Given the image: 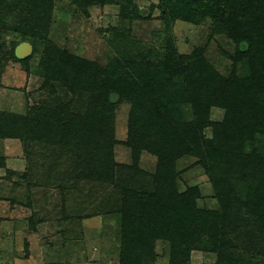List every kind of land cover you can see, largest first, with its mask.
<instances>
[{
	"label": "rangeland",
	"instance_id": "obj_1",
	"mask_svg": "<svg viewBox=\"0 0 264 264\" xmlns=\"http://www.w3.org/2000/svg\"><path fill=\"white\" fill-rule=\"evenodd\" d=\"M51 1L52 9L39 12L32 0H8L6 23L15 31L0 23V114L37 112L21 136L0 130V264H221L236 256L264 264V202L247 197L258 186L264 191L256 159L264 138L249 133L238 146L211 125L196 143L191 136L198 109L212 124L227 114L201 96L199 66L208 63L225 79L248 78L261 41L239 58L238 39L215 19L219 0H133L139 20L123 17L118 4ZM21 31L39 33L32 59L22 63L11 55L25 40ZM48 41L95 63L102 76L87 81L58 71V80L48 68ZM170 52L186 65L166 80ZM128 77L129 88L120 81ZM147 82L173 94L169 155L142 122L153 107L136 92ZM110 85L128 93L113 106L99 95ZM97 121L109 139L87 141ZM104 154L112 158L110 177L96 166Z\"/></svg>",
	"mask_w": 264,
	"mask_h": 264
},
{
	"label": "trees",
	"instance_id": "obj_2",
	"mask_svg": "<svg viewBox=\"0 0 264 264\" xmlns=\"http://www.w3.org/2000/svg\"><path fill=\"white\" fill-rule=\"evenodd\" d=\"M34 5L38 6L39 12H45L46 6L49 5V9H52V1L51 0H32ZM93 2L92 0H87V2ZM101 3V5H112L118 4L122 7V16L130 19H141L142 12H138L137 7L133 5V0H96ZM188 2L190 6H197V3H202L201 0H185ZM8 0H0V23L5 22L3 25L6 26V19L10 16L8 10L4 8L7 4ZM218 15L215 17L216 21L220 25V27L227 31L231 36L238 39V57L244 58L250 56L251 51L254 48L255 40L261 41V46H264V39L258 35L257 29L259 30L260 24L264 26V0H219L217 2ZM223 5V6H222ZM48 15V14H47ZM258 22V23H257ZM1 25V24H0ZM9 27V25L7 24ZM9 29L15 31L12 27ZM0 30H2V26H0ZM23 32V31H21ZM39 35L38 32L32 33L31 35L28 34L26 31L23 32V40L21 43H25L28 41L33 47L32 55L26 60H19L16 57L15 50L21 44L17 43L14 45L12 50V57L17 62H26L32 59L33 54L35 52V38ZM253 35L257 37L254 38ZM45 36V35H44ZM44 38V37H43ZM48 49L45 53L47 58L48 68L57 76L62 75L58 73V71L62 72H70L73 75L79 76L85 80H91L99 78L102 76V71L97 68V65L87 59H83L81 57L75 56L70 54L67 51H63L59 49L54 43L48 41ZM257 47V46H256ZM259 47V46H258ZM202 54V52H200ZM175 52L169 53L167 67L170 72H167L165 77L167 79H171L173 76L174 70L183 69V65H186L182 58H176ZM259 60L256 62L254 59H251L252 62V69L254 72L252 75L245 79H225L220 76L217 71H215L208 63L202 62L199 66V88L201 96H204L208 99V105L212 106L213 104L222 106L227 109V114L225 117V121L221 124H212L209 120V114L206 110H197L196 119L193 122L194 125V133L192 134V138L195 135V143L199 140V137L196 135L200 131L202 132L203 128L206 126H213L215 133L219 136H222L223 133H227L229 139H231V143L238 145V146H246L245 141L247 140V135L249 133L253 134V136L260 135L264 138V49L263 47H259L257 54L255 55ZM190 65V64H188ZM187 71L190 70L191 67H186ZM118 71H115L114 74L117 75ZM131 78H123L120 81L124 82L129 88V82ZM112 82H115L112 79ZM173 85L172 82L168 84L169 87ZM153 84L151 83H142L139 85V88L136 92V95L139 97L138 101L143 102H150L152 103L153 109L151 113H146L147 118H142L140 121L144 123L147 120V126H149L150 133L149 135L155 138L154 144L157 146L160 144L162 148V155L166 154L169 155L170 151L164 150V142L169 138L167 136L169 128L173 130V123L172 115L169 109V102H171V95L170 91L162 90L156 91L153 88ZM125 95L128 94L127 90L124 91V87L116 88L113 85H110L108 89H101L100 96H105L103 100L104 105H111L113 106L115 103H119L121 99ZM95 101L100 102L99 98H95ZM136 107L139 105L135 99L133 100ZM193 101L197 102V100ZM36 111L32 110V114L29 116H14L7 114H0V130H2L5 135L8 137H15L21 136V133L27 130H31L30 124H33L32 121L36 117ZM38 116V114H37ZM138 121V124H142V122ZM165 122H170V124H165ZM93 123V121H92ZM98 122L94 123L95 127L86 135L87 141L89 138L92 139V136L100 135L98 139H104L106 141L109 139V135L106 134L104 130H98ZM131 129L129 131L130 137L135 139V131L133 129L134 124L131 125ZM138 130H141L139 127L136 129L137 133ZM99 131V132H98ZM216 135V137H217ZM68 136H73L69 134ZM65 137L70 138V137ZM138 137V134L136 138ZM170 139V138H169ZM202 140V139H201ZM158 142V143H157ZM163 142V144H162ZM201 142V141H200ZM200 142L197 143V148L199 150L202 149L200 146ZM213 142H209V145ZM75 146L80 148V144L74 143ZM193 144V143H192ZM192 146L191 144H189ZM195 145V144H194ZM208 145V142H205V146ZM167 146V145H166ZM225 145H221L224 148ZM204 148V147H203ZM219 146H214L215 149H218ZM164 150V152H163ZM263 150V149H262ZM203 152V151H202ZM261 154V155H260ZM260 154L261 157H256L259 160L260 169H264V151ZM105 158V159H102ZM163 158V157H162ZM111 157L108 154L101 155V159H98L100 163L96 164L99 166L102 171H107L109 173V177L111 172L113 171L112 166L109 162H111ZM101 164V166H100ZM4 166V165H3ZM261 192H259V191ZM253 193L254 201L256 203L262 204L264 202V191L258 186L255 190L248 192V196L250 198V194ZM227 197V196H226ZM255 203V204H256ZM184 206L183 203L180 201L178 204ZM256 206V205H255ZM226 207L222 206V209L225 210ZM255 208V207H254ZM219 216V215H218ZM216 217V216H215ZM154 219L148 220L147 224L153 223ZM142 223H140L142 227ZM180 230H185L186 235L187 227L186 228H178ZM177 229V230H178ZM185 235V234H184ZM213 238V237H212ZM221 239L218 240L219 245L222 246ZM226 243V240L223 241ZM184 243V242H183ZM185 245V244H184ZM244 264V259L242 257H231L230 259L225 258L221 264Z\"/></svg>",
	"mask_w": 264,
	"mask_h": 264
},
{
	"label": "water",
	"instance_id": "obj_3",
	"mask_svg": "<svg viewBox=\"0 0 264 264\" xmlns=\"http://www.w3.org/2000/svg\"><path fill=\"white\" fill-rule=\"evenodd\" d=\"M33 53V47L30 43H21L15 50L16 57L19 60L28 59Z\"/></svg>",
	"mask_w": 264,
	"mask_h": 264
}]
</instances>
